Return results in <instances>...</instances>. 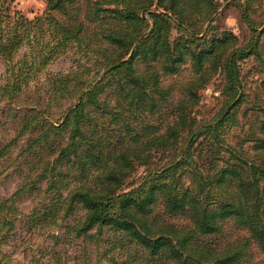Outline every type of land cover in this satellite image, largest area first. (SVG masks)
<instances>
[{
  "label": "trees",
  "instance_id": "16d2710c",
  "mask_svg": "<svg viewBox=\"0 0 264 264\" xmlns=\"http://www.w3.org/2000/svg\"><path fill=\"white\" fill-rule=\"evenodd\" d=\"M11 1L0 0V56L27 43L40 71L74 43L98 68L48 73V100L23 112L11 103L27 86V59L9 71L16 134L0 159L24 138L28 170L0 199V242L23 196L43 193L30 223L82 209L68 228L106 246L109 264H264V20L249 13L262 0H45L34 18ZM220 1L241 6L246 41L215 27ZM250 56L258 89L241 71ZM214 78L222 97L204 116L201 91Z\"/></svg>",
  "mask_w": 264,
  "mask_h": 264
},
{
  "label": "rangeland",
  "instance_id": "374dc122",
  "mask_svg": "<svg viewBox=\"0 0 264 264\" xmlns=\"http://www.w3.org/2000/svg\"><path fill=\"white\" fill-rule=\"evenodd\" d=\"M219 16L216 19L215 27L223 30H230L238 37V42H244L250 35L247 23L242 17V9L239 3L226 4L220 1ZM11 9L20 10L26 17L34 18L46 11L45 0H12ZM250 16L260 22L264 20V0L253 5L249 11ZM262 27V26H261ZM173 34H177L174 30ZM264 42V33L261 36ZM29 45L24 43L13 53L10 60L0 56V147L10 141L16 134L15 124L12 118L7 119L6 111L8 105L3 96V84H7L11 78L9 71L17 68L27 59V66L23 78H27L28 83L22 85L21 92L15 103L14 110L20 112L27 107L25 104L43 105L48 100L46 77L48 73L67 72L78 65L89 67L86 72L92 74L96 72L98 63H93L88 54H83L74 43L67 46L64 50H59L55 56L45 64L42 70L38 71L32 65V52L36 49H29ZM264 47V45H263ZM37 48V47H36ZM38 49V48H37ZM241 71L244 75L246 88L258 89L257 83L262 78V74L257 73L256 61L252 56L240 62ZM86 76V75H84ZM12 79V78H11ZM11 81V80H10ZM9 81V82H10ZM24 83V82H23ZM9 86V84H8ZM221 83L218 78L212 81L201 92L200 112L204 116L211 114L217 107L218 101L222 96L219 94ZM104 94L101 96L103 97ZM69 100L62 99L60 104L54 103L52 107L51 118L57 120L63 108L69 103ZM16 106H20L17 108ZM6 112V113H5ZM25 144L24 138L17 140L11 147L9 157L0 159V199L10 196L16 189L27 172L28 167L23 164L24 159L19 152ZM142 167H139L140 174ZM138 175V174H137ZM50 195L26 194L18 202L20 214L14 222V228L7 240L0 242V264H109L106 257L101 255L104 247H96V244L90 238L76 236L68 225L74 223L83 213L82 209H76L66 219H58L57 223L43 226H35L30 223L29 215L32 210L46 202ZM102 244V243H100ZM100 248V249H98ZM130 264H146L143 260L135 261Z\"/></svg>",
  "mask_w": 264,
  "mask_h": 264
}]
</instances>
